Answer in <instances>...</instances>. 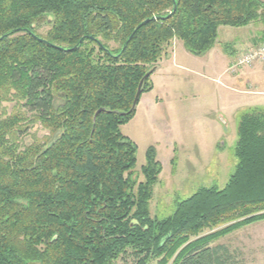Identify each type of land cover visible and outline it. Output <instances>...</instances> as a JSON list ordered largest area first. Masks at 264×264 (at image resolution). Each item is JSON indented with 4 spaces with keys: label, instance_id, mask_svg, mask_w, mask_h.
<instances>
[{
    "label": "trees",
    "instance_id": "16d2710c",
    "mask_svg": "<svg viewBox=\"0 0 264 264\" xmlns=\"http://www.w3.org/2000/svg\"><path fill=\"white\" fill-rule=\"evenodd\" d=\"M253 24L264 25L262 0H0V264H239L216 242L264 220V108L238 123L226 186L164 219L150 213L156 149L139 181L121 127L174 40L202 57L220 27ZM6 102L18 107L7 114ZM36 122L48 134L22 146Z\"/></svg>",
    "mask_w": 264,
    "mask_h": 264
},
{
    "label": "rangeland",
    "instance_id": "374dc122",
    "mask_svg": "<svg viewBox=\"0 0 264 264\" xmlns=\"http://www.w3.org/2000/svg\"><path fill=\"white\" fill-rule=\"evenodd\" d=\"M48 29L43 24L39 33L44 35ZM262 30V24L240 28L222 26L214 52L212 49L204 58L179 55L178 63L169 65L164 76L156 77L155 90L142 95L134 117L121 127L122 134L137 145L134 171L139 181L144 179L141 168L150 147L156 149L157 159L163 166L150 202L152 217L171 216L177 202L202 187L226 186L237 164L238 123L245 113L264 108V89L253 78L247 76L241 84L233 82L248 68L258 65L264 71V63L241 66L235 74L229 68L249 50L262 45L253 42ZM177 42L173 41L172 48ZM224 55L230 61L228 67L227 64L217 70L207 67V62L210 66L214 59ZM17 107L16 102L4 104L7 114ZM31 115L27 113L32 120ZM47 134L39 122L32 123L19 142L22 146L31 145ZM216 244L229 247L239 264H264V220L236 229ZM133 263L130 258L117 262ZM149 264H158V260Z\"/></svg>",
    "mask_w": 264,
    "mask_h": 264
},
{
    "label": "crops",
    "instance_id": "0c3cea01",
    "mask_svg": "<svg viewBox=\"0 0 264 264\" xmlns=\"http://www.w3.org/2000/svg\"><path fill=\"white\" fill-rule=\"evenodd\" d=\"M214 52V49L212 50ZM210 51V52H212ZM210 52L208 54H210ZM218 55V53H216ZM181 55L180 57H188L189 56H192V54L190 55V53L185 49L184 45L182 42H177L175 43V45L173 46V48L171 49V52H169L168 56L161 60L156 71L154 72L153 76H152V83H153V89L150 91L153 92L155 90V87H156V77H161V76H164L166 74V69L169 67V65H172V64H175V63H178V56ZM207 56V54L205 55ZM205 56H202L200 58H204ZM197 58H199L198 56H196ZM221 60V61H220ZM222 62V63H221ZM229 60L226 59L225 55L223 57H218V60H215L214 59V62H211L210 66H209V62H207V67L211 70H217L219 69V67L221 65H224V64H227V67H228V64H229ZM237 73V72H235ZM235 73H231V74H235ZM251 77L254 79V81H256L258 83V85H260L261 87L263 88H260V89H264V71L261 69L260 66L257 65V67H253V68H248L244 71H242L238 76H237V79L236 81H233L235 84H241L244 80L245 77ZM220 82L221 81V78H219ZM247 84H250L251 85V82L247 80ZM259 89V87H257ZM260 94V93H258ZM142 98V97H141ZM141 101V99H140ZM140 103V102H139Z\"/></svg>",
    "mask_w": 264,
    "mask_h": 264
},
{
    "label": "built area",
    "instance_id": "2783aa9c",
    "mask_svg": "<svg viewBox=\"0 0 264 264\" xmlns=\"http://www.w3.org/2000/svg\"><path fill=\"white\" fill-rule=\"evenodd\" d=\"M264 63V45H260L249 50L236 64H233L229 71L235 73L236 69L241 66H248L255 63Z\"/></svg>",
    "mask_w": 264,
    "mask_h": 264
},
{
    "label": "water",
    "instance_id": "95a60500",
    "mask_svg": "<svg viewBox=\"0 0 264 264\" xmlns=\"http://www.w3.org/2000/svg\"><path fill=\"white\" fill-rule=\"evenodd\" d=\"M147 22V21H146ZM133 37V35L131 36V38ZM130 38V39H131ZM76 48H74V50H75ZM152 72H150V73H148L141 81H140V84H139V86H138V90H137V93H136V96H135V99H134V102H133V106H132V108H131V111L130 112H132V111H134L135 109H136V107H137V105H138V103H139V101H140V97H141V94H142V88H143V85H144V82H145V79L151 74ZM103 110L101 109V110H99L98 112H97V114H99L100 112H102ZM96 114V115H97Z\"/></svg>",
    "mask_w": 264,
    "mask_h": 264
}]
</instances>
